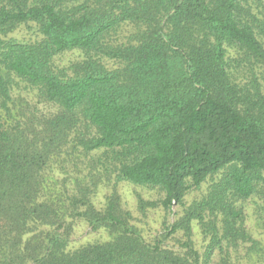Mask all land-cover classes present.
Segmentation results:
<instances>
[{"label":"trees","instance_id":"1","mask_svg":"<svg viewBox=\"0 0 264 264\" xmlns=\"http://www.w3.org/2000/svg\"><path fill=\"white\" fill-rule=\"evenodd\" d=\"M81 155L89 182L53 180ZM120 182L181 210L147 240ZM249 199L264 216V0H0V264H254Z\"/></svg>","mask_w":264,"mask_h":264},{"label":"rangeland","instance_id":"2","mask_svg":"<svg viewBox=\"0 0 264 264\" xmlns=\"http://www.w3.org/2000/svg\"><path fill=\"white\" fill-rule=\"evenodd\" d=\"M76 58H78V54L76 52L68 51L61 54L57 60L61 63H66ZM20 87L23 88L22 85ZM22 94L25 96H31V93H27V90L25 89L23 90ZM39 107L41 108L42 112H48L54 109L53 106L46 103H40ZM80 157L81 159H76V167L73 166V161H67L64 164L54 165V168L51 171L53 174L51 176H54L53 180L57 182L56 179L60 180L64 176H67V183L69 187H73L75 185L76 178H81L82 180L89 182L91 176L88 174L87 170L90 165V156L81 155ZM71 158L74 159V156H71ZM106 176L107 173L97 174L94 176L96 179H101L97 182V187L94 189V193L91 195V200L97 206L104 202V195L110 191L112 186V179L108 180ZM207 184L208 182H205L199 188L190 190L185 196V203L188 204L192 199L198 198L202 193H204ZM116 189L120 195L122 206L130 210L133 216L132 221L139 227L142 235L150 241L156 233L161 231V222L166 218L172 221V219L175 217V213L180 212L181 210V206L174 204L171 206V213L169 214L165 213V211L160 206L148 209L143 214L137 209L136 196L141 195L144 199H157L161 196L157 189L137 186L127 182H120L117 184ZM256 201L259 204H262L261 200ZM243 206L246 213V224L248 229L256 239L260 240L262 246L264 247V216L257 214L258 205L256 206L255 200L253 199L243 202ZM99 236L100 234L98 232L89 231L86 223L78 222L71 236L73 240L72 244L78 245L81 242L91 241L95 238H98ZM194 238L197 243L196 246L200 247L203 242L196 227L194 228ZM166 244L171 247L177 246L173 239L167 240ZM216 261L217 257H215L214 262ZM254 264H264V258H262V255L259 260L255 259Z\"/></svg>","mask_w":264,"mask_h":264}]
</instances>
